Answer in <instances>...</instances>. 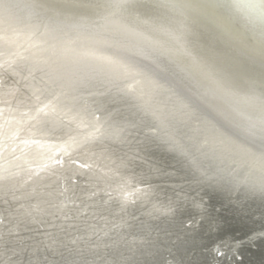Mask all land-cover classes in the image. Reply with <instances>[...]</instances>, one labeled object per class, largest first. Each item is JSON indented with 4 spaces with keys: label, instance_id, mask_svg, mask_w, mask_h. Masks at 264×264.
Segmentation results:
<instances>
[{
    "label": "bare ground",
    "instance_id": "6f19581e",
    "mask_svg": "<svg viewBox=\"0 0 264 264\" xmlns=\"http://www.w3.org/2000/svg\"><path fill=\"white\" fill-rule=\"evenodd\" d=\"M263 262L264 0H0V264Z\"/></svg>",
    "mask_w": 264,
    "mask_h": 264
},
{
    "label": "water",
    "instance_id": "95a60500",
    "mask_svg": "<svg viewBox=\"0 0 264 264\" xmlns=\"http://www.w3.org/2000/svg\"><path fill=\"white\" fill-rule=\"evenodd\" d=\"M240 249V253H241V259H242V262L245 261L246 257H245V251H249L251 254H255L259 252V250L253 246H250V245H246V244H242L241 247H239ZM218 258L220 257V254H217L216 255ZM238 260V258H236ZM264 263V262H263Z\"/></svg>",
    "mask_w": 264,
    "mask_h": 264
}]
</instances>
